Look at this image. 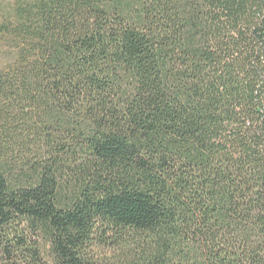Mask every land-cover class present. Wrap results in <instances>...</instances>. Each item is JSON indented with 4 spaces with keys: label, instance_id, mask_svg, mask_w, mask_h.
Wrapping results in <instances>:
<instances>
[{
    "label": "trees",
    "instance_id": "1",
    "mask_svg": "<svg viewBox=\"0 0 264 264\" xmlns=\"http://www.w3.org/2000/svg\"><path fill=\"white\" fill-rule=\"evenodd\" d=\"M0 39V264H264V0H19Z\"/></svg>",
    "mask_w": 264,
    "mask_h": 264
},
{
    "label": "rangeland",
    "instance_id": "2",
    "mask_svg": "<svg viewBox=\"0 0 264 264\" xmlns=\"http://www.w3.org/2000/svg\"><path fill=\"white\" fill-rule=\"evenodd\" d=\"M19 0H0V8L11 9V7ZM16 54L15 47L10 41L0 39V68L10 63ZM98 254L104 257L114 258L120 255V251H112V249H98Z\"/></svg>",
    "mask_w": 264,
    "mask_h": 264
}]
</instances>
